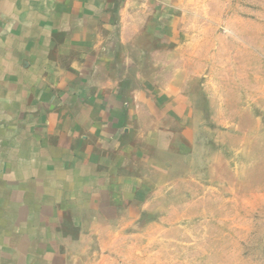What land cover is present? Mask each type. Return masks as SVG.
Instances as JSON below:
<instances>
[{"label":"rangeland","instance_id":"obj_1","mask_svg":"<svg viewBox=\"0 0 264 264\" xmlns=\"http://www.w3.org/2000/svg\"><path fill=\"white\" fill-rule=\"evenodd\" d=\"M129 5L153 106L141 109L149 136L143 149L137 137L135 172L112 174L114 187L98 193L120 200L121 254L264 264V0ZM13 102L0 94V154L26 143L1 105Z\"/></svg>","mask_w":264,"mask_h":264},{"label":"crops","instance_id":"obj_2","mask_svg":"<svg viewBox=\"0 0 264 264\" xmlns=\"http://www.w3.org/2000/svg\"><path fill=\"white\" fill-rule=\"evenodd\" d=\"M130 7L0 0V94L14 100L1 105L26 142L0 154V264H134L121 254L120 200L98 195L135 172L137 137L143 149L149 136Z\"/></svg>","mask_w":264,"mask_h":264}]
</instances>
